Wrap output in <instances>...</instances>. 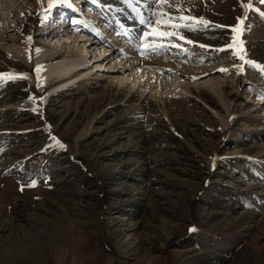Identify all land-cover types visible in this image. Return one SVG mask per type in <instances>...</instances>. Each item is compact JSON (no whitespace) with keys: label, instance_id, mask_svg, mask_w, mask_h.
Segmentation results:
<instances>
[{"label":"rangeland","instance_id":"rangeland-1","mask_svg":"<svg viewBox=\"0 0 264 264\" xmlns=\"http://www.w3.org/2000/svg\"><path fill=\"white\" fill-rule=\"evenodd\" d=\"M169 3L68 0L47 14L66 16L63 26L47 30L48 0H0V73L38 83L42 48L65 66L85 48L91 69L41 111L29 97L51 89L0 83V264H264V77L247 64L238 74L232 50L216 51L244 15L241 0ZM161 11L227 27L161 37L173 31L156 25ZM242 27L246 58L264 65V17L250 10ZM123 49L142 66L130 69Z\"/></svg>","mask_w":264,"mask_h":264},{"label":"bare ground","instance_id":"bare-ground-1","mask_svg":"<svg viewBox=\"0 0 264 264\" xmlns=\"http://www.w3.org/2000/svg\"><path fill=\"white\" fill-rule=\"evenodd\" d=\"M89 11H90V9L87 12H89ZM121 30H123L122 27H121ZM47 33H49V32H47ZM0 34H1V37H3L5 35V33H2L1 31H0ZM94 34H97L96 36L98 37V39H102L101 32H94ZM104 40H105L104 42H106V43L110 42V40H108L106 38V36H105ZM43 42H45V41H43ZM45 43H47V42H45ZM53 43L56 44V46H58L60 43H63V44L66 43V48H67L66 50H68L69 44H71L69 42V39H66L65 38L64 40H62V38H60V37L54 38V42ZM62 46H61V48H62ZM9 48L11 49V47H9ZM86 52H87L86 49L85 48H82V50L79 51V54H80L79 60H77L76 63H74V65H72V66H65V65H63V58H62V60L59 63H57V61H59V59L61 57V54L58 53L57 50L56 51L55 50H52V48H47V49L46 48H42L41 51H37L35 53L34 62L38 66H41V65H44L45 64L44 61H46L47 64L48 63H52V67H47V68L44 69V71H39L37 73V77H36V80L37 81L36 82H38V83H35V81H33V78L30 75H27V74H26L27 79H24V80L27 81L30 84H34L35 87H36V89L39 92H41V93L46 88H47V90H49V89H51V90L48 91L44 95L43 98L37 99L36 97H34L35 99H31L30 100L31 103L29 104V107H30V105L31 106H34L36 108L39 107V110L41 111L42 106H45V104H47V102L52 98V96H54L55 94L60 93L61 90H68V89H71V88L73 89L77 84L83 82L85 80V78H86V75H88V72L91 70V69L84 70L85 67H88L90 65L89 64L90 58L88 59V61H85V59L87 57L86 56L85 57L83 56L84 54H88ZM100 53L101 52H99V54H97V55H100ZM121 54L124 56V58H127L126 59V62H129L130 63V65H129L130 69L135 68V66H137V67L138 66H142L143 60H140L139 58L138 59L135 58L138 55L134 56L133 53L128 52L126 49H123L121 51ZM9 56H10L11 59H18L20 61H23L25 63V65H28L29 64L28 58H26L23 54L22 55L18 54L14 50H10L9 51ZM125 69H126V67H125ZM127 70H128V68L126 70H124V71H127ZM119 79L115 82V85H117L118 88L121 89L122 87H124L128 91H133L134 90V87L136 85L135 82H134V85H131V86L127 87V86H124V84L122 82L124 80H119ZM219 84L220 83H218L217 86H214V85H216V84H214L213 85L214 87H211L209 90H211L212 92H214L215 94L218 95L219 92H220V90H219ZM43 93H45V92H43ZM255 97H256V95L254 93L252 95L251 100L256 99ZM101 100L102 101H105L106 100L107 102H109V104L113 105L114 107L115 106H118L120 104H122L125 107H128V104H129L128 99L124 100V98L120 97L119 94H115V95L105 94V97L103 99H101ZM98 102H100V100ZM256 103L262 104L259 101H256ZM132 111H134V110H132ZM262 149H264V148H262ZM118 168H119V170L121 169L120 167H118ZM120 172H121V174L126 175L125 174L126 172L123 171V169L120 170Z\"/></svg>","mask_w":264,"mask_h":264},{"label":"snow or ice","instance_id":"snow-or-ice-1","mask_svg":"<svg viewBox=\"0 0 264 264\" xmlns=\"http://www.w3.org/2000/svg\"><path fill=\"white\" fill-rule=\"evenodd\" d=\"M42 4V0H38ZM126 3H130V0H125ZM154 2L158 3V6L164 5L167 7H172V4L169 3V0H154ZM260 3H264V0H259ZM68 0H48L47 9H44V19L46 20L47 14L56 6L60 4H67ZM70 6V5H69ZM176 8L178 11H183L182 7L180 5H176ZM241 8L244 10V15L242 17H238V24L231 27V32L233 35L230 38V42L227 43L224 47L216 49L218 52L228 51L231 49L230 55L233 57H237L239 60H241L243 63L237 68L238 74H242L244 71V64H247L250 67L256 68L264 77V65H260L255 63L252 60L247 59V53L245 49L243 48L244 41L241 39V36L243 35L245 28L242 27L244 24L245 19H247L248 12L250 10L258 12L262 17H264V12L260 11L259 9L253 8V0H249L248 3H245L244 0H241ZM135 10V9H134ZM153 15H156L158 18L156 20V25L159 27L161 25L165 27H170L173 29V31L170 32H158L156 33V30L154 29V33L158 34L161 37H171V36H177L180 28H185L188 31H198V30H204L208 27H215V28H223L227 26L223 25H213L210 21L204 19L203 17H185L183 15L173 17L169 15L168 13H165L163 11L161 12H155ZM175 21H179V23H176ZM186 21H193L194 23H188ZM141 23H146L144 20L140 21ZM151 23V22H147ZM148 35L147 33L145 34ZM180 39H184L183 36H180ZM27 40L30 42L31 37H28ZM188 43H192V41H187ZM201 47H207L205 45H200ZM160 49L151 47L149 48V51L152 52H158ZM37 51H39L37 49ZM41 70V67L38 66L36 71L39 72ZM219 71L222 72H228V69L221 68ZM19 79H27L26 74H15V73H0V83L6 84L8 81L16 82ZM30 99H35L34 97H29ZM36 109H33L35 111ZM54 139V138H53ZM60 147H64L62 144H59V141L56 142ZM29 187L35 186V181L32 182V184L28 185ZM21 191H23V187H21ZM194 230V229H192Z\"/></svg>","mask_w":264,"mask_h":264}]
</instances>
